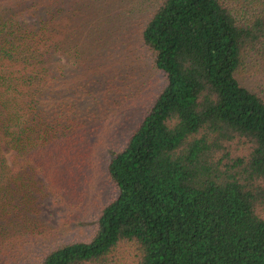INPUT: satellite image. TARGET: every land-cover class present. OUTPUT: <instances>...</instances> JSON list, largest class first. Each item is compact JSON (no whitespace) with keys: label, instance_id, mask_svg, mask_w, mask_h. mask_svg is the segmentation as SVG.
<instances>
[{"label":"trees","instance_id":"obj_1","mask_svg":"<svg viewBox=\"0 0 264 264\" xmlns=\"http://www.w3.org/2000/svg\"><path fill=\"white\" fill-rule=\"evenodd\" d=\"M58 1L0 0V264H264V86L250 79L264 84V0L147 12L137 36L163 81L112 145L115 195L67 241L40 205L69 201L100 150L95 107L117 99L122 46Z\"/></svg>","mask_w":264,"mask_h":264},{"label":"rangeland","instance_id":"obj_2","mask_svg":"<svg viewBox=\"0 0 264 264\" xmlns=\"http://www.w3.org/2000/svg\"><path fill=\"white\" fill-rule=\"evenodd\" d=\"M58 2L68 7L67 13H61L68 18L70 25L82 28L99 25L100 29L105 31L99 32L100 34L95 31L96 33L91 34L111 41L112 46L115 44L122 46L120 51L112 50L114 53L112 64L120 69L122 75V77L119 75V80L116 81L117 88L113 89L117 99L113 103L109 100L110 103H102L95 107L98 108L95 109L96 112L101 111L98 119L103 127L93 131L94 141L99 142L97 146L100 150L89 159L90 164L84 169V180L74 189L75 193L69 201L65 202L50 193L40 205V216L51 224L53 232L57 233L55 240L67 241L87 239L93 231L99 207L115 195V187L107 178L105 171L111 148L123 141L128 131L145 112L159 89L163 76L151 66L150 57L137 36L147 12L159 0ZM244 76L243 69V72L238 74L243 84L247 83ZM250 79L255 88L264 86L263 81L257 77ZM106 124H112L111 128ZM113 126L115 128H112Z\"/></svg>","mask_w":264,"mask_h":264}]
</instances>
